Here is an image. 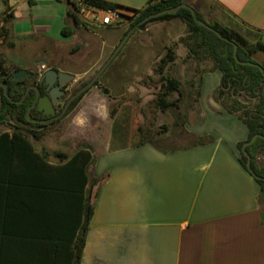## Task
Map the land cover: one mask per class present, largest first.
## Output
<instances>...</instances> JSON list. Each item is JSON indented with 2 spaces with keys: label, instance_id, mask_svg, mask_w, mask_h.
<instances>
[{
  "label": "crops",
  "instance_id": "obj_1",
  "mask_svg": "<svg viewBox=\"0 0 264 264\" xmlns=\"http://www.w3.org/2000/svg\"><path fill=\"white\" fill-rule=\"evenodd\" d=\"M5 1L14 14L13 35L71 37L60 34L67 12L74 13L66 0ZM104 1L128 9L147 2ZM211 2L223 23L264 34V0ZM218 83V72L203 75L202 115L190 127L204 144L165 152L143 144L94 155L90 174L100 184L93 189L79 264H264V201L236 148L246 128L216 103L204 104ZM23 217L0 213V264H25L24 243L13 235L40 229L33 221L24 225Z\"/></svg>",
  "mask_w": 264,
  "mask_h": 264
},
{
  "label": "rangeland",
  "instance_id": "obj_2",
  "mask_svg": "<svg viewBox=\"0 0 264 264\" xmlns=\"http://www.w3.org/2000/svg\"><path fill=\"white\" fill-rule=\"evenodd\" d=\"M187 1L206 22H215L237 32L250 44L264 43V34L223 23L215 16L212 0ZM39 7L44 8L42 5ZM5 11L0 0V57L4 59L3 66L13 71L33 60H43L45 67L73 75L72 87L87 83L94 77L124 39L123 35L134 19L131 12L124 11V17L110 28L70 24L73 35L57 40L54 34L51 39L42 34L15 36L7 32L1 23ZM139 25H135V30L99 77L97 86L89 89L60 123L44 129L39 141L32 140L35 150L47 153L52 163L60 161L55 157L56 153L70 158L86 146L95 155L132 146L141 137L162 150L186 148L200 140L190 127L202 115L196 93L201 71H209L212 63L209 60L201 63L194 57H188L187 48L180 42L185 36V26L180 20L153 22L143 29ZM169 48L173 50L175 60L159 74L161 60L165 59ZM253 60L264 65V53L254 54ZM161 77L174 78L180 83L179 92L166 97L169 104L164 109L158 101L165 83ZM105 89L108 95L103 93ZM213 91L208 92L204 104L209 108L212 103L221 107L220 103L226 100L218 98ZM239 100L245 102L243 98ZM10 124L1 125L0 132L6 131ZM256 164L264 167V155H258Z\"/></svg>",
  "mask_w": 264,
  "mask_h": 264
},
{
  "label": "trees",
  "instance_id": "obj_3",
  "mask_svg": "<svg viewBox=\"0 0 264 264\" xmlns=\"http://www.w3.org/2000/svg\"><path fill=\"white\" fill-rule=\"evenodd\" d=\"M2 1L5 4L6 1ZM66 1L73 5L72 0ZM84 2L102 11L131 12L134 19L123 38L132 27L151 15L182 4L193 9L186 0H147L145 6L139 10L128 9L104 0ZM28 4L31 5L32 1L28 0ZM193 11L197 19L205 22L214 31L198 25L189 8H180L175 15L164 14L150 18L139 27L153 22L178 19L185 26V36L180 42L187 48L188 57H194L201 63L207 60L212 63L209 71H201L196 91L198 101L203 75L207 72H218L219 83L213 93L216 92L218 98H225L226 101L220 103L223 111L234 115L246 128L245 141L236 145L239 152L238 161L259 186V196L264 201V167L260 168L256 164L258 155L264 153V139L257 138L245 147L253 173L247 170V158L242 152L243 145L251 142L255 135L264 137V73L256 66L239 63L250 62L258 65L253 60V55L264 53V43L250 44L239 33L215 22H206L197 11L194 9ZM119 15L121 18L124 17L122 13ZM13 19L14 14L5 11L1 23L9 33H13ZM69 23L78 25L77 17L72 11L67 12L65 24L60 31L64 38L73 35V28ZM234 46L237 47L236 58L239 62L234 59ZM174 60L173 50L169 48L165 59L161 60L158 73L162 74L164 67ZM4 63V59L0 57V71L7 70L3 66ZM259 66L264 69V65ZM161 78L165 83L158 101L160 107L164 109L169 104L166 97L179 92L180 83L174 78ZM94 86H97V83ZM84 94L71 104L68 113ZM239 98H243L245 102L242 103ZM3 100L6 101L4 97ZM20 114L18 110L0 111V126L12 123L6 131L0 132V213H22L24 225L30 227L33 221L32 225L37 224L40 229V232L13 235L24 243L25 264H79L83 239L93 211V189L100 184V181L90 174V168L95 164L94 152L85 146L78 149L70 158L65 154L56 153L55 157L60 160L59 163L50 164L48 154L38 153L32 144V140L41 139L42 133L37 131L36 127H23L20 123ZM23 114L24 112L22 116ZM199 139L193 145L205 143L204 138ZM143 144L154 146L144 137L132 146ZM154 147L163 152L179 150H162Z\"/></svg>",
  "mask_w": 264,
  "mask_h": 264
},
{
  "label": "flooded vegetation",
  "instance_id": "obj_4",
  "mask_svg": "<svg viewBox=\"0 0 264 264\" xmlns=\"http://www.w3.org/2000/svg\"><path fill=\"white\" fill-rule=\"evenodd\" d=\"M37 61L40 60H33L26 66L13 71H0V111L18 110L21 113L19 117L23 127H36L37 131L42 132L44 129L60 123L66 117L71 104L81 95L74 99L63 113L67 102L86 83L72 87L75 79L67 81V78H63V85L59 86L56 81L49 88L42 80L45 71L51 69L71 74L52 67L47 68L45 65L40 66V63H45V61L42 60L39 63ZM41 67L44 69L42 70ZM16 72H21V79H14ZM3 97L6 101L3 100ZM260 155H264V153Z\"/></svg>",
  "mask_w": 264,
  "mask_h": 264
},
{
  "label": "water",
  "instance_id": "obj_5",
  "mask_svg": "<svg viewBox=\"0 0 264 264\" xmlns=\"http://www.w3.org/2000/svg\"><path fill=\"white\" fill-rule=\"evenodd\" d=\"M180 8H189L190 11H191V14L192 16L194 17V20L195 22L202 26V27H205L206 29L208 30H211V31H214L212 28H210L205 22L199 20L196 18V15H195V12L193 11V9H191L189 6H187L186 4H182L178 7H175L173 9H168V10H164V11H161L155 15H151L147 18H145L143 21H141L140 24H143L144 22H146L147 20H149L150 18H154V17H157V16H160V15H164V14H169V15H175L178 10ZM137 26H134L130 29V31L128 32V34L124 37V39L121 41V43L117 46V48L114 50V52L111 54V56L107 59V61L102 65V67L98 70V72L94 75V77L88 81L79 91H77L72 97L71 99L67 102L66 104V107L63 111V113L66 111V109L68 108V106L71 104V102L76 99L78 96L86 93L89 89H91L95 83L97 82V80L99 79V77L102 75V73L105 71V69L110 65V63L112 62V60L115 58V56L117 55V53L120 51L121 47L123 46V44L125 43V41L128 39V37L130 36V34L133 32V30H135ZM141 29L144 28V26H140ZM215 33L221 37L219 35V33L217 31H215ZM236 51H237V47L234 46V59H236L237 62H239L236 58ZM243 65H250V66H256L260 69V71L262 73H264V69H262L259 65H256V64H253V63H250V62H239ZM45 63L44 62H41L40 63V66H44ZM63 78H67V81H70L74 78L73 75H69L67 73H63V72H56L55 70H47L45 71V73L43 74V77H42V80H44L45 84L48 85V87L50 88L56 81H58V85L61 86L63 85V81L62 79ZM14 79L15 80H19L21 79V72H16L14 74ZM103 93L105 95H108V90H104ZM257 138H261V139H264V137L260 136V135H255L252 139L251 142H248V143H245L242 147V152L246 155V158H247V162H246V168L247 170L250 172V173H253V170L251 169V165H250V157L247 155L246 151H245V147L249 144H251L253 141H255ZM256 178L260 179V177H257Z\"/></svg>",
  "mask_w": 264,
  "mask_h": 264
},
{
  "label": "built area",
  "instance_id": "obj_6",
  "mask_svg": "<svg viewBox=\"0 0 264 264\" xmlns=\"http://www.w3.org/2000/svg\"><path fill=\"white\" fill-rule=\"evenodd\" d=\"M72 2L76 17L85 25L111 27L114 26L120 18L119 12L117 11H102L88 5L84 0H72Z\"/></svg>",
  "mask_w": 264,
  "mask_h": 264
}]
</instances>
